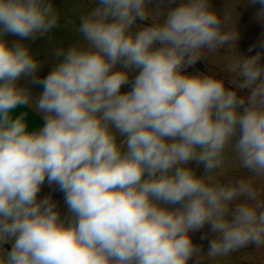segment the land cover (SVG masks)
Returning a JSON list of instances; mask_svg holds the SVG:
<instances>
[{
	"label": "clouds",
	"instance_id": "clouds-1",
	"mask_svg": "<svg viewBox=\"0 0 264 264\" xmlns=\"http://www.w3.org/2000/svg\"><path fill=\"white\" fill-rule=\"evenodd\" d=\"M250 3L264 21V0ZM235 6L88 0L79 41L54 48L40 78L31 43L51 42L59 10L0 0V264H223L264 250V34L237 54ZM225 46L222 72L187 71ZM18 106L43 126L29 131ZM45 182L67 216L39 198ZM205 226L207 251L193 242Z\"/></svg>",
	"mask_w": 264,
	"mask_h": 264
},
{
	"label": "rangeland",
	"instance_id": "rangeland-1",
	"mask_svg": "<svg viewBox=\"0 0 264 264\" xmlns=\"http://www.w3.org/2000/svg\"><path fill=\"white\" fill-rule=\"evenodd\" d=\"M52 2L59 10L61 20L58 28L51 34V42L49 43L45 38L38 39L31 43V49L36 54V58L40 61H44L38 73L40 78L46 76L55 63V58L52 56L54 48H66L79 41L75 27L79 23V15L85 11L88 6V0H52ZM178 2L179 0H177V3ZM228 2L230 5L236 4L235 11L237 14L234 13V18H236L234 27L238 34V39L236 41L237 54L246 56L254 55L259 49H254L253 52L249 53L248 48L255 44L261 38L262 34H264V21L257 18L260 6L258 4H251L250 0H228ZM211 4L221 16L224 15L226 0H211ZM9 39H15V37H9ZM219 54L220 56L211 57L208 62H197L194 67L187 69V71L189 73L201 72L208 74V69H210L216 72H222L226 64L232 59V57H226V55L231 54V49L225 46L219 50ZM235 55L234 49L232 56L234 57ZM134 75L135 73H133V76ZM20 83L21 85H26L24 80L20 81ZM128 90H130L129 86H125L121 89L122 92ZM190 166L193 168L196 167L194 162ZM197 174H203L202 166L198 169ZM228 174L239 175L234 163L229 167ZM207 231H209V228L205 226L201 232L193 234V242L198 245L202 244L204 251H207V241H201L200 236L203 232ZM189 264H192V262H189ZM223 264H264V250L256 251L249 248L241 253L225 258Z\"/></svg>",
	"mask_w": 264,
	"mask_h": 264
},
{
	"label": "crops",
	"instance_id": "crops-1",
	"mask_svg": "<svg viewBox=\"0 0 264 264\" xmlns=\"http://www.w3.org/2000/svg\"><path fill=\"white\" fill-rule=\"evenodd\" d=\"M26 85H22L24 87L29 88L32 96H38L42 92V88L37 86H33L30 84L29 80H24ZM28 83V84H27ZM24 113L25 114V120L28 124V130L34 131L43 126V119L42 117L36 113L34 110L27 106H18L16 109L13 110V115L17 116ZM45 196H51L52 200L56 202L57 208L60 211L62 216H66L68 209L65 204L64 199V193L59 191L58 187L53 185H48L47 182H45L44 186L42 187L39 198H43ZM8 250H10V245H5Z\"/></svg>",
	"mask_w": 264,
	"mask_h": 264
}]
</instances>
